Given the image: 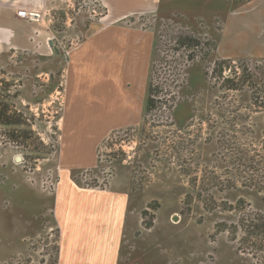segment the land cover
<instances>
[{
    "label": "rangeland",
    "instance_id": "rangeland-1",
    "mask_svg": "<svg viewBox=\"0 0 264 264\" xmlns=\"http://www.w3.org/2000/svg\"><path fill=\"white\" fill-rule=\"evenodd\" d=\"M239 2L163 0L157 13L136 19L156 34L150 76L158 103L138 125L109 132L93 165L72 171L74 183L89 191L109 190L123 175V264L263 263L264 57L228 58L223 47L225 31H241L240 18L225 26ZM8 5L17 4L0 2ZM34 8L44 10L38 22L51 26L58 54L0 44V102L19 121L0 122V152L18 156L25 185L52 205L54 187L72 165L62 152L70 31L97 21L103 8L98 0H45ZM50 213L24 212L41 224L25 234L22 256L9 264H55Z\"/></svg>",
    "mask_w": 264,
    "mask_h": 264
},
{
    "label": "crops",
    "instance_id": "crops-1",
    "mask_svg": "<svg viewBox=\"0 0 264 264\" xmlns=\"http://www.w3.org/2000/svg\"><path fill=\"white\" fill-rule=\"evenodd\" d=\"M2 1L17 5L0 7L1 47L32 49L39 54L51 53L53 49L58 54L51 41V26L17 15L19 11L44 12L39 9L42 5L34 7L45 0H36L27 7L22 5L25 0ZM162 1L98 0L103 16L70 31L75 42L70 43L64 67L66 136L62 152L65 163L72 165L60 175L50 205L48 196H40L33 186L25 185L18 156L0 152V264L22 256L25 234L34 233L41 224L33 217L27 219L24 212L40 209L51 212L52 226L57 229L55 264H123L129 211V191L123 186V175L115 176L109 190L89 191L74 183L72 171L94 164L96 149L109 132L139 124L156 34L138 25L136 19L157 13ZM238 18L240 33L225 31L224 55L233 59L244 55L263 58L264 0H240L239 7L225 19V26L230 25L231 29V23ZM244 48L249 51H239Z\"/></svg>",
    "mask_w": 264,
    "mask_h": 264
},
{
    "label": "trees",
    "instance_id": "trees-1",
    "mask_svg": "<svg viewBox=\"0 0 264 264\" xmlns=\"http://www.w3.org/2000/svg\"><path fill=\"white\" fill-rule=\"evenodd\" d=\"M185 40H187V39H185ZM155 51H156V44H155L154 54H155ZM152 70H153V62H152V66H151L150 75H151ZM227 82H228V80L225 81V83H227ZM158 91H159V87L157 85L154 86L152 84V80H151V76H150L149 84H148V88H147V96H146L143 116L148 114L155 107V104L158 103V100L155 99ZM8 113H9V109L6 108L5 106H3V104L0 102V122H1V124L6 125V126H10V127H17L19 125V121L14 120L16 112H11L12 113L11 115H8Z\"/></svg>",
    "mask_w": 264,
    "mask_h": 264
},
{
    "label": "built area",
    "instance_id": "built-area-1",
    "mask_svg": "<svg viewBox=\"0 0 264 264\" xmlns=\"http://www.w3.org/2000/svg\"><path fill=\"white\" fill-rule=\"evenodd\" d=\"M17 15H18V17L26 19L30 22H38L41 19V17L44 15V12H40V11H27V12L26 11H19L17 13ZM19 161H21V160H19Z\"/></svg>",
    "mask_w": 264,
    "mask_h": 264
},
{
    "label": "water",
    "instance_id": "water-1",
    "mask_svg": "<svg viewBox=\"0 0 264 264\" xmlns=\"http://www.w3.org/2000/svg\"><path fill=\"white\" fill-rule=\"evenodd\" d=\"M50 45H52V43H49Z\"/></svg>",
    "mask_w": 264,
    "mask_h": 264
}]
</instances>
